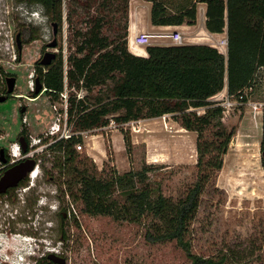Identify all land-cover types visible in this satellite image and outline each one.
<instances>
[{"label": "rangeland", "instance_id": "1", "mask_svg": "<svg viewBox=\"0 0 264 264\" xmlns=\"http://www.w3.org/2000/svg\"><path fill=\"white\" fill-rule=\"evenodd\" d=\"M30 1L0 0V18L4 25L0 64L2 69L15 75L13 92L19 94L0 102V141H10L11 158L21 157L16 135L23 129L29 141L27 153L37 162L36 176L27 175L23 184L0 195V264H15L19 259L22 264H36L35 252L38 257L49 250L60 251L59 256L66 259L64 264H194L198 260L206 264H264V170L260 144L264 67L257 70L252 86L244 90L246 100L228 96L226 87L211 98L217 102L215 105L222 107L219 121L230 138L225 151L216 156L221 158V166L210 170L202 183L183 243L167 238L151 240L146 231L154 233L155 224L161 219L149 215L133 221L87 213L82 210L81 201L72 199L70 190L79 189L83 179L112 182L118 174L147 169V181L158 186L164 196L176 204L197 177V131L183 127L172 114L124 124L110 121L105 126L76 130L73 123L66 122L63 109L70 95L75 94L77 99L84 91L67 88L56 98L44 92L34 97L35 69L41 65L39 60L45 47L55 51L56 57L60 54L66 68V59L73 50L71 45L78 40L71 32L85 29L90 15L83 8H75L69 26L64 18L66 0H63V19L57 34L53 35L50 19L44 17L35 21L31 18V10L38 5ZM134 3L143 24L151 25L148 5L142 0ZM201 5L205 9V4ZM198 8L193 27L183 24L164 30L152 27L151 33L177 30L182 44L201 41L205 12L201 11V6ZM100 25L108 24L103 20ZM26 26L34 29L35 38L21 41L19 51L15 35ZM54 37L56 47L47 46ZM150 39L158 42L152 40L147 45L175 44L168 38ZM218 41L216 44L220 47ZM0 85H3L1 79ZM23 106L27 110L21 114ZM194 111L201 115L204 108ZM58 125L61 130L65 128L63 134H51ZM204 127L202 139L212 142L213 122ZM73 132L81 136L78 143L81 147L75 144L74 164L63 165L60 171L54 166L57 152L47 145ZM14 149L16 155H12ZM215 154V150L211 151V155ZM134 179L136 185L141 186L138 178ZM117 189L113 182L110 190H114L116 196Z\"/></svg>", "mask_w": 264, "mask_h": 264}, {"label": "trees", "instance_id": "2", "mask_svg": "<svg viewBox=\"0 0 264 264\" xmlns=\"http://www.w3.org/2000/svg\"><path fill=\"white\" fill-rule=\"evenodd\" d=\"M149 1L153 25L194 24L196 3H205V28L210 32L226 31V55L202 43L150 44L146 46L147 56L135 55L127 47L129 0H66L64 18L69 26L77 7L90 15L89 24L71 32L78 40L71 45L73 50L66 59V68L59 54L50 64L37 65L35 70L42 90L52 98L67 88L84 91L77 99L75 94L67 99L66 122L73 123L76 130L105 126L110 121L124 124L172 114L183 127L197 131V177L176 204L147 181V169L118 174L112 182L83 179L76 191H71L68 184L72 199L81 201L84 212L133 221L151 215L161 221L156 222L154 233L146 231L149 239L167 238L182 244L202 183L210 170L221 166V158L216 156L225 151L230 138L219 121L222 107L211 98L226 87L228 96L246 100L244 90L252 86L257 70L264 67V0ZM30 2L40 6L47 19L60 28L63 0ZM100 20L108 25H100ZM20 34L23 42L35 38L34 29L29 26ZM196 108H204V112L198 115ZM212 122L213 141L207 142L202 139L204 125ZM79 141L81 136L73 132L48 143L47 148L57 152L54 166L60 171L63 165L74 164L77 157L74 146ZM260 144L263 150L264 115ZM262 166L264 170V158ZM135 177L141 186L136 185ZM113 182L118 187L117 196L110 190ZM61 238H66L64 231ZM194 264L206 263L198 260Z\"/></svg>", "mask_w": 264, "mask_h": 264}, {"label": "water", "instance_id": "3", "mask_svg": "<svg viewBox=\"0 0 264 264\" xmlns=\"http://www.w3.org/2000/svg\"><path fill=\"white\" fill-rule=\"evenodd\" d=\"M52 33L53 35L57 34V23L52 22ZM15 41L18 50L21 49V40L19 37V34H16ZM57 40L56 38H53L52 41L48 43L49 47H56ZM55 57V52L46 50L40 60L39 63L42 66L48 65L51 63L52 59ZM15 76H8L6 78L7 82V93H12L15 85ZM42 89V84L38 80V78H35V93H38ZM6 96L0 95V101L5 100ZM19 146L22 149V151H26V144L22 137L19 139ZM262 156L264 158V149L262 150ZM37 164L36 160L30 157L25 158L23 161L11 166L8 168L3 176L0 178V192H3L7 187H14L18 184V182L23 179L27 173H30ZM47 257L51 259V261L55 264H64L66 259L62 256H59L58 254H55L53 252H49L47 254Z\"/></svg>", "mask_w": 264, "mask_h": 264}, {"label": "crops", "instance_id": "4", "mask_svg": "<svg viewBox=\"0 0 264 264\" xmlns=\"http://www.w3.org/2000/svg\"><path fill=\"white\" fill-rule=\"evenodd\" d=\"M143 2H145L148 7H149V19H150V9H151V2L149 0H142ZM135 0H129V7H128V21H127V47L128 50L135 54V55H139V56H147V51H146V45H138L135 43L134 38L135 36L140 33V32H148L151 33L150 29L152 27L158 28V29H169V28H178L176 25H153L151 23V25H145L142 22L141 16H140V12L138 7H136V3H134ZM144 3V4H145ZM203 2H197L196 3V16L198 13V7L201 6V11L205 12L206 10V5H205V9L203 8V5H201ZM205 4V3H204ZM187 27H193L194 24L188 25V24H183ZM200 33L203 34V39H200L201 41H197V43H202V44H209L212 45L214 47H216L220 52L222 53H226L225 50H222L221 47H219L216 42L224 37H226V31L224 30L223 32H210L205 28V22H204V29H200ZM157 38H161V37H157ZM194 38H199V37H194ZM210 38L211 40L207 39ZM213 39H215L216 41H214ZM152 40L154 39H150L149 41L152 42ZM156 41V40H154ZM158 42V41H156ZM150 44H156V43H150ZM171 43H160V45H169ZM225 55V54H224ZM169 116L168 114L165 115ZM162 117V116H161ZM151 119V118H148ZM152 119H156L152 118ZM142 120V119H140Z\"/></svg>", "mask_w": 264, "mask_h": 264}, {"label": "flooded vegetation", "instance_id": "5", "mask_svg": "<svg viewBox=\"0 0 264 264\" xmlns=\"http://www.w3.org/2000/svg\"><path fill=\"white\" fill-rule=\"evenodd\" d=\"M52 24V23H51ZM58 29H59V27H57V32H58ZM16 34H19V37H20V40L22 39V37H21V34H20V31L19 32H17ZM16 36V35H15ZM55 38V37H54ZM57 40V39H56ZM21 41H23V40H21ZM22 43V42H21ZM48 46V45H47ZM46 49H47V47H45L44 48V50H43V53L46 51ZM51 51V50H50ZM55 52V51H54ZM55 56H56V53H55ZM0 79H1V81H2V83H3V85H0V95L2 96H6V98H5V100H7V99H9V98H11V97H17L19 94H16V93H14V92H12V93H7V82H6V78L8 77V76H15V75H11V74H9V72L7 71V70H4V69H2L3 68V66L0 64ZM16 78V77H15ZM15 82H16V79H15ZM44 92V90H40L38 93H36L35 95H33L34 97H37L39 94H41V93H43ZM34 93H35V91H34ZM19 97H21V96H19ZM22 98V97H21ZM5 100H3V101H5ZM3 101H0V102H3ZM27 110V107H25V106H23L22 108H21V111H20V113L22 114V113H24L25 111ZM20 137H22V139L24 140V142H25V144H26V151H23V152H21L22 153V156L21 157H19V158H17V159H13V158H11V156H10V141H8V140H5L4 139V141H0V178L3 176V174L5 173V171L8 169V168H10L11 166H13V165H15V164H17V163H19V162H21V161H23L25 158H27V157H30V158H33V159H35L34 157H33V155L32 156H30L29 154H27V151H28V146H29V141H28V138H27V136H26V132L23 130V129H21L18 133H17V135H16V139H17V141L19 142V139H20ZM13 155V154H12ZM36 160V159H35ZM32 172H35V171H31L30 173H27L26 174V176L27 175H31V173ZM25 176V177H26ZM24 177V178H25ZM23 178V179H24ZM23 179H21L19 182H18V184L17 185H19L21 182H23ZM16 185V186H17ZM15 187V186H14ZM13 187H7L3 192H0V195H6V194H8L9 193V191H11V189H12ZM48 252H53V253H55V254H58V255H60V254H62V253H60V251H58V252H56V251H47V253H44V254H40L38 257H37V253L35 252V254H34V256H35V258H33V260L35 261V263L36 264H43V262H45V261H47V262H51V264L53 263L52 261H51V259H49L48 257H47V254H48ZM43 256H45V260H44V258H43ZM40 258V259H39ZM53 264H55V263H53Z\"/></svg>", "mask_w": 264, "mask_h": 264}, {"label": "built area", "instance_id": "6", "mask_svg": "<svg viewBox=\"0 0 264 264\" xmlns=\"http://www.w3.org/2000/svg\"><path fill=\"white\" fill-rule=\"evenodd\" d=\"M151 37L168 38V39H170L175 44H182V36H181V34L177 30H172V31L167 32V33H159V34L148 33V32H140V33H138L135 36L134 41L138 45H146V44H149V39ZM218 42L220 44V47H225L224 50L226 51V45H227V39H226V37L220 39ZM256 107L257 106L255 105V108ZM66 110H67V106H64L63 113H64V116L65 117H66ZM63 130H65V128L63 127V129L61 130L60 127H59V125H58L57 128L56 129H53L52 131H50V133L51 134H55V133H61V134H63V132H64ZM68 136H70V134H68L64 138H66ZM77 146H78V148L81 147L79 144ZM44 148H46V146H44ZM16 151L17 150H15V152L12 151V154L14 155V153H15V155H16ZM19 151H20V146H19ZM27 154H29V153H27ZM34 173H35V176H36V169H35V172ZM49 251H52V250H49Z\"/></svg>", "mask_w": 264, "mask_h": 264}, {"label": "clouds", "instance_id": "7", "mask_svg": "<svg viewBox=\"0 0 264 264\" xmlns=\"http://www.w3.org/2000/svg\"><path fill=\"white\" fill-rule=\"evenodd\" d=\"M31 18H35L34 20L35 21H39V20H41V19H43L44 17H46L44 14H43V12H42V10H41V8H40V6H38V8H36V9H34V10H31ZM2 26L4 27V25L1 23V18H0V37H1V35L3 34V28H2ZM34 254V253H33Z\"/></svg>", "mask_w": 264, "mask_h": 264}, {"label": "bare ground", "instance_id": "8", "mask_svg": "<svg viewBox=\"0 0 264 264\" xmlns=\"http://www.w3.org/2000/svg\"><path fill=\"white\" fill-rule=\"evenodd\" d=\"M222 49L224 50V47H222ZM15 151V149L13 150V152ZM14 155H15V153H14ZM35 169H36V167L33 169V171H35ZM31 176H35V173L34 172H32L31 173ZM21 240L22 241H26L27 243H28V241H27V239H25V238H21ZM18 241V240H17ZM22 243V242H21ZM20 243V244H21ZM19 244V243H18ZM4 257V256H3ZM18 257V256H17ZM19 258V257H18ZM4 260V259H3ZM15 264H22V261L19 259V260H16V263Z\"/></svg>", "mask_w": 264, "mask_h": 264}]
</instances>
